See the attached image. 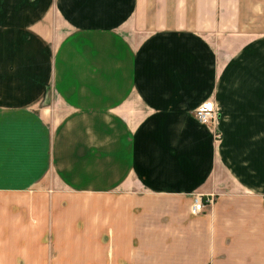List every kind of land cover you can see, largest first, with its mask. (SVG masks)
I'll return each mask as SVG.
<instances>
[{"label":"crops","instance_id":"obj_1","mask_svg":"<svg viewBox=\"0 0 264 264\" xmlns=\"http://www.w3.org/2000/svg\"><path fill=\"white\" fill-rule=\"evenodd\" d=\"M0 264H264V0H0Z\"/></svg>","mask_w":264,"mask_h":264},{"label":"built area","instance_id":"obj_2","mask_svg":"<svg viewBox=\"0 0 264 264\" xmlns=\"http://www.w3.org/2000/svg\"><path fill=\"white\" fill-rule=\"evenodd\" d=\"M206 101H212L207 99L201 102L194 110L193 115L197 121H199L203 125H208L214 129L215 139L216 141H221L223 138V133L219 125V111L216 110L212 113V115H208L207 112L201 111V105ZM213 102V101H212ZM203 121V122H201ZM214 195L208 194L204 195L202 193H196L193 197V202L191 204V212L194 214L202 213L208 205H212L214 203Z\"/></svg>","mask_w":264,"mask_h":264},{"label":"clouds","instance_id":"obj_3","mask_svg":"<svg viewBox=\"0 0 264 264\" xmlns=\"http://www.w3.org/2000/svg\"><path fill=\"white\" fill-rule=\"evenodd\" d=\"M217 107L218 105L215 102L206 101L201 105V111L207 112L208 115H212V113L216 110Z\"/></svg>","mask_w":264,"mask_h":264}]
</instances>
